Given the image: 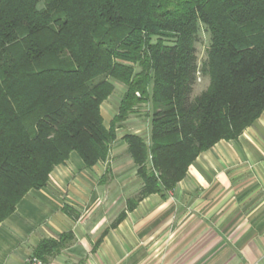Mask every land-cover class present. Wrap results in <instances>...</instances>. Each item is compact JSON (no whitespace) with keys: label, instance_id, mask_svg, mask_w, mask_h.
Returning a JSON list of instances; mask_svg holds the SVG:
<instances>
[{"label":"trees","instance_id":"16d2710c","mask_svg":"<svg viewBox=\"0 0 264 264\" xmlns=\"http://www.w3.org/2000/svg\"><path fill=\"white\" fill-rule=\"evenodd\" d=\"M200 25L209 44L198 67ZM200 74L207 83L192 96ZM115 81L124 90L107 126L101 106ZM141 104L149 140L122 136L142 185L128 209L172 189L202 151L262 113L264 0H0V223L72 152L87 168L107 160Z\"/></svg>","mask_w":264,"mask_h":264},{"label":"crops","instance_id":"0c3cea01","mask_svg":"<svg viewBox=\"0 0 264 264\" xmlns=\"http://www.w3.org/2000/svg\"><path fill=\"white\" fill-rule=\"evenodd\" d=\"M108 160L87 168L72 152L46 185L28 190L0 223V264H23L42 240L62 234L43 264H264V109L236 138L202 151L172 189L132 209L141 181L103 185L115 169L108 164L101 185H82Z\"/></svg>","mask_w":264,"mask_h":264},{"label":"rangeland","instance_id":"374dc122","mask_svg":"<svg viewBox=\"0 0 264 264\" xmlns=\"http://www.w3.org/2000/svg\"><path fill=\"white\" fill-rule=\"evenodd\" d=\"M198 35L199 38L196 42L195 47L197 65L198 67H200L202 61L205 59L206 49L209 44V35L203 25H200ZM206 83L207 77L201 74L197 75L196 82L192 91V96L198 94L205 87ZM123 90L124 85L120 82L115 81L112 94L106 101L102 103L101 113L104 119V123L107 126L117 112L118 103ZM150 118L151 112L149 104H141L138 106L137 112L130 113L126 120L121 123V126L117 128V138L115 142H113L114 146L110 148V153L112 152L113 155L108 157V159H111V162H109L108 160L107 163H99L96 166V169L100 170V172L95 171L94 173H90L93 176H89L87 178L90 179L91 182H88L87 179H84L85 182L82 181V185H101L97 181H99L100 175L104 172L107 164L112 168L114 167L115 169L113 171V174L111 172L105 173V176L101 182L103 185H140V180L134 173L132 165L127 162L128 154L126 153L127 151L125 146H123L122 144V136L127 132L134 133V131L138 129L137 134H140L145 140H149ZM73 170H76V168H73ZM88 174L89 172H86V175ZM70 180V178H67V182H64L63 185H72Z\"/></svg>","mask_w":264,"mask_h":264},{"label":"built area","instance_id":"2783aa9c","mask_svg":"<svg viewBox=\"0 0 264 264\" xmlns=\"http://www.w3.org/2000/svg\"><path fill=\"white\" fill-rule=\"evenodd\" d=\"M23 264H43V261L35 256H29Z\"/></svg>","mask_w":264,"mask_h":264}]
</instances>
